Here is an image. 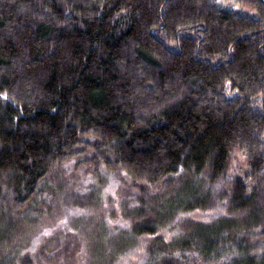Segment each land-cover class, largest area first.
Segmentation results:
<instances>
[{"label": "trees", "instance_id": "trees-1", "mask_svg": "<svg viewBox=\"0 0 264 264\" xmlns=\"http://www.w3.org/2000/svg\"><path fill=\"white\" fill-rule=\"evenodd\" d=\"M0 264H264V0H0Z\"/></svg>", "mask_w": 264, "mask_h": 264}, {"label": "rangeland", "instance_id": "rangeland-1", "mask_svg": "<svg viewBox=\"0 0 264 264\" xmlns=\"http://www.w3.org/2000/svg\"><path fill=\"white\" fill-rule=\"evenodd\" d=\"M229 9L234 10V11H239L241 13H249L246 10H242L240 9L238 6L233 5L231 6ZM239 159V158H238ZM238 159L233 163L232 167L229 170V176L232 177H239L241 179H245V170L246 167L243 164L242 160H240V162L238 161ZM69 166V165H68ZM67 168H70V166ZM83 168V167H82ZM81 168V169H82ZM70 170V169H68ZM71 171V170H70ZM85 172V170H84ZM73 176V175H72ZM76 176V179H71V182L74 183L75 186H79L78 189H83V187L86 188V192L88 193L87 190H93L94 192H90L89 193V198H94L93 202L90 201V204H93L92 206H94L95 208H80L77 209L75 212H60V216L59 219L57 220H53L50 222H47L48 219L44 220V225H46L45 227H50V230L56 231V230H61L62 232L60 233H56L58 235H56L57 238L59 239H52L51 243H59V246H57L56 248L59 249V254L61 255L64 251L70 247V245L73 246V244L75 243H79L82 237L81 233H77L76 231V224H79V226L81 225V227L84 229L88 227V225L91 222H96L99 226V228H101L104 224L103 219L107 222H110L112 225H115L117 223V221L119 222V219H117L119 217V214H121L122 212H120V199L122 198L121 196V188H122V183L120 182V179L117 175L115 174H111V173H107L106 174V179L102 180L100 185H97V183H99L97 180L92 178V181L90 180V173L89 172H85V174H78V175H74ZM73 176V178H74ZM113 189H115V193L113 194ZM69 189L65 188L64 191L67 192ZM95 197H92V196ZM98 199L97 202H95V199ZM82 204L86 205L88 204V202H82ZM37 207H41V206H37ZM65 209V208H64ZM63 210V209H62ZM47 213H50L49 211ZM44 212H41V217H43V215L46 217ZM32 212H29V214H26V218H31ZM61 214H64L65 217L63 219V217L61 216ZM90 215H93V217H91ZM102 217V218H99ZM78 220V221H77ZM79 222V223H78ZM27 224H21L20 228H19V232L21 234H26V236L29 235V231L31 233V229L29 230V226H31V224L26 227ZM18 233V232H16ZM49 233H45V235H42L41 239L39 240L38 243H48L50 240L49 238H46L47 236H49ZM115 239V238H114ZM50 243V244H51ZM58 251V250H56ZM66 252L69 254V250ZM86 252V248L82 247V250H80V256H85ZM62 256V255H61ZM64 257V254H63ZM62 257V259H63ZM89 258V256L87 257Z\"/></svg>", "mask_w": 264, "mask_h": 264}]
</instances>
